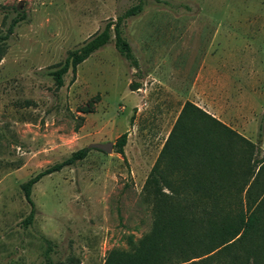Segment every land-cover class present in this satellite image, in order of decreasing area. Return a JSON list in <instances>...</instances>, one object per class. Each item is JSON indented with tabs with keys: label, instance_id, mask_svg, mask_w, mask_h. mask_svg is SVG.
I'll use <instances>...</instances> for the list:
<instances>
[{
	"label": "rangeland",
	"instance_id": "obj_1",
	"mask_svg": "<svg viewBox=\"0 0 264 264\" xmlns=\"http://www.w3.org/2000/svg\"><path fill=\"white\" fill-rule=\"evenodd\" d=\"M139 1L0 0V36L20 20L0 61V264H46L47 247L56 264H104L112 250L130 251L152 230L145 181L198 95L215 116L201 110L260 147L264 0H169L171 10L144 0L123 27L139 69L118 53L113 31L56 89L51 67ZM124 133L125 158L92 147ZM86 147L85 160L33 187L36 215L24 226L31 207L21 185Z\"/></svg>",
	"mask_w": 264,
	"mask_h": 264
},
{
	"label": "trees",
	"instance_id": "obj_2",
	"mask_svg": "<svg viewBox=\"0 0 264 264\" xmlns=\"http://www.w3.org/2000/svg\"><path fill=\"white\" fill-rule=\"evenodd\" d=\"M156 3L169 10L175 7L169 0ZM143 10L144 0H140L51 67L48 76L56 89L63 87L69 70L76 74L79 65L111 42L113 31L118 53L131 68L139 69L131 45L123 37V27ZM19 21L14 19L0 36V61ZM131 88L139 89L134 84ZM93 101L81 112L91 113ZM263 132L264 114L259 138ZM127 139L128 133H124L114 145L115 153L123 158ZM91 150L80 149L21 185L31 207L24 226L31 225L36 215L33 187L44 177L85 160ZM143 193L152 207L151 232L130 251L112 250L104 264H264V152L196 105L187 102L183 106ZM50 251L47 247L46 264H56L48 257ZM77 261L69 258L58 264Z\"/></svg>",
	"mask_w": 264,
	"mask_h": 264
},
{
	"label": "crops",
	"instance_id": "obj_3",
	"mask_svg": "<svg viewBox=\"0 0 264 264\" xmlns=\"http://www.w3.org/2000/svg\"><path fill=\"white\" fill-rule=\"evenodd\" d=\"M131 93L133 94V93H135V92H131ZM133 95H134V94H133ZM196 96H197V95H196ZM145 98H146V96H145V95H142L141 99H145ZM197 98L199 99V102H200V104H197V105H198L199 107H201L202 109H204L206 112H208V113L214 115V114L212 113V111H208L209 106L207 105V99H203V96H202V95H198ZM146 102H148L147 99H146ZM214 116H215V115H214ZM133 121H134V120H133ZM260 147H261L262 151L264 152V132H263V137L260 138Z\"/></svg>",
	"mask_w": 264,
	"mask_h": 264
},
{
	"label": "water",
	"instance_id": "obj_4",
	"mask_svg": "<svg viewBox=\"0 0 264 264\" xmlns=\"http://www.w3.org/2000/svg\"><path fill=\"white\" fill-rule=\"evenodd\" d=\"M22 4H20L19 6H21ZM93 148L103 151L105 153H111L114 150V145L112 143L109 144H95L92 145Z\"/></svg>",
	"mask_w": 264,
	"mask_h": 264
}]
</instances>
